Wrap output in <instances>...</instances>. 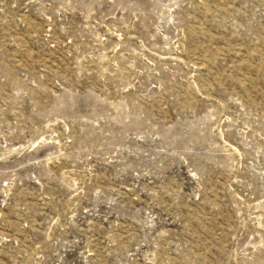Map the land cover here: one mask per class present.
Masks as SVG:
<instances>
[{"label":"rangeland","instance_id":"1","mask_svg":"<svg viewBox=\"0 0 264 264\" xmlns=\"http://www.w3.org/2000/svg\"><path fill=\"white\" fill-rule=\"evenodd\" d=\"M0 264H264V0H0Z\"/></svg>","mask_w":264,"mask_h":264}]
</instances>
